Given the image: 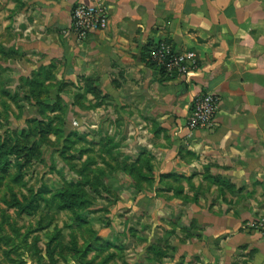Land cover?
<instances>
[{"label":"crops","instance_id":"obj_1","mask_svg":"<svg viewBox=\"0 0 264 264\" xmlns=\"http://www.w3.org/2000/svg\"><path fill=\"white\" fill-rule=\"evenodd\" d=\"M78 1L0 0L2 46L26 53L23 67L55 64L58 82L84 77L109 95L110 114L129 126L124 146L134 161L147 156L152 192L165 201L168 213L154 224L189 242L180 228L196 223L190 239L205 254L208 237L220 236V260L230 259L232 245L257 239L264 254V231L243 225L264 215V0H105L109 28L85 39L68 31ZM161 40L195 51L196 68L160 72L148 51ZM202 91L219 96L217 126L189 136L181 127Z\"/></svg>","mask_w":264,"mask_h":264},{"label":"rangeland","instance_id":"obj_2","mask_svg":"<svg viewBox=\"0 0 264 264\" xmlns=\"http://www.w3.org/2000/svg\"><path fill=\"white\" fill-rule=\"evenodd\" d=\"M6 9L0 2V13ZM0 36V230L20 242L15 264H40L24 244L32 241L53 264H264L262 239L232 245L230 259L220 260V236L208 237L205 254L190 239L196 223L180 228L189 242L154 224L168 213L165 201L152 192L147 156L134 161L124 146L129 126L110 114L109 95L84 77L58 82L55 64L23 67L30 58L12 46L6 51ZM172 182L177 196L180 181ZM66 193L75 205L59 208ZM13 195L29 207L9 205Z\"/></svg>","mask_w":264,"mask_h":264},{"label":"built area","instance_id":"obj_3","mask_svg":"<svg viewBox=\"0 0 264 264\" xmlns=\"http://www.w3.org/2000/svg\"><path fill=\"white\" fill-rule=\"evenodd\" d=\"M109 26L110 12L105 0L93 3L79 0L74 4L68 27L70 33L85 39L90 33L106 30ZM148 59L160 72L168 75H185L197 66L195 51H179L168 40L154 43L148 51ZM219 101V96L211 91L196 94L186 123L181 128L187 129L189 136L197 129L213 130L217 126ZM247 225L249 229L264 231V215L249 220Z\"/></svg>","mask_w":264,"mask_h":264},{"label":"trees","instance_id":"obj_4","mask_svg":"<svg viewBox=\"0 0 264 264\" xmlns=\"http://www.w3.org/2000/svg\"><path fill=\"white\" fill-rule=\"evenodd\" d=\"M64 194V193H62ZM64 196H66L68 198L67 201L63 202V203H58V207L59 208H64V209H70L75 205V202H73L72 199H70L69 195L66 193ZM54 198V197H53ZM13 199L14 201H6L9 205L11 206H16L17 208H20L21 210H26L30 203H26L24 204V201L19 200V198L16 195H13ZM77 219L80 220V218L77 216ZM4 220H0V228L4 229V224H3ZM7 223V222H6ZM11 226V223H7ZM5 230V229H4ZM17 231V229H16ZM14 229V232H16ZM19 241H15L14 239L11 238L10 234L6 232H4V234L1 232L0 230V264H8L9 261L12 262L13 264H15V262L20 261V255L21 252L18 251V249H16V244H19ZM26 248L28 250H34V259H36L38 261V263L40 264H53V262L51 261V258H53V255L51 253H49L48 251V259L49 261H45V257L42 254H39V249H38V245L36 243V241H32L31 243H24ZM87 247L85 248L87 252V250L90 248L89 244L86 245ZM47 252V251H46ZM23 262V261H21Z\"/></svg>","mask_w":264,"mask_h":264}]
</instances>
